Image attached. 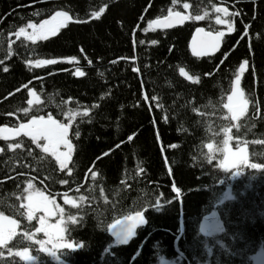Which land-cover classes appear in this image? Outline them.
I'll return each instance as SVG.
<instances>
[{
  "label": "trees",
  "instance_id": "16d2710c",
  "mask_svg": "<svg viewBox=\"0 0 264 264\" xmlns=\"http://www.w3.org/2000/svg\"><path fill=\"white\" fill-rule=\"evenodd\" d=\"M222 5L238 13L225 17L232 32L215 24L220 14L212 9ZM102 6L105 11L92 18ZM170 9L207 15L170 31L149 29V21ZM55 11L86 22L70 21L35 45L16 37L20 27ZM197 27L224 32L216 56L190 55ZM36 59L58 63L26 65ZM0 61V127L41 115L67 123L65 113H78L65 168L28 137L0 139V214L16 221L15 234L0 247V264H255L264 252V0H0ZM240 62H246L239 88L247 106L233 121L227 95ZM77 68L85 75H72ZM181 68L195 82L181 76ZM227 132L233 149L247 148L246 165L231 171L219 167ZM16 142L22 148L9 150ZM29 182L63 209L47 223L61 221L64 241L80 247L45 244L39 251L33 240L46 241L35 232L44 214L26 219L23 197L34 194L25 192ZM138 210L143 223L126 243L115 241L110 229ZM211 214L221 231L205 236L200 226ZM25 248L29 261L15 255Z\"/></svg>",
  "mask_w": 264,
  "mask_h": 264
},
{
  "label": "snow or ice",
  "instance_id": "6c2138e0",
  "mask_svg": "<svg viewBox=\"0 0 264 264\" xmlns=\"http://www.w3.org/2000/svg\"><path fill=\"white\" fill-rule=\"evenodd\" d=\"M173 3H176V0H173ZM184 9L187 10L189 5L185 3L183 5ZM218 15L215 18L216 25H224L228 32L233 31V26L230 20L225 17L236 16L237 12H229L227 7H216L214 6L212 9ZM105 11V8L100 7L99 11H95L91 14L92 18H99L101 13ZM204 15L196 14L193 16L181 15L179 12H174L171 9L168 12L167 16L162 18H157V20L149 21V29H154V27L159 28H171L174 24L182 23L185 19H191L195 21H200L204 19ZM76 23H84L86 21H73L72 18L65 11H55L49 17V19L41 20L38 24L27 23L25 27H20L19 30L15 33L16 37L19 38L23 36L25 41H30L33 45L37 43V41L47 40L50 36H55L57 32L65 27L69 22ZM245 34L248 31V25H244ZM26 29H30L28 32ZM197 34H199V39ZM224 36V32L222 31H207L205 32L203 28H196L195 33L193 34V42L189 43L188 47L192 50L193 56H203L207 53L215 52L221 44V39ZM141 44L144 43L143 40L140 41ZM152 44L157 43L156 40L151 41ZM12 55V49L9 46L8 56ZM67 62L71 63L75 60L74 57L65 58ZM115 61H113L114 63ZM3 61H0L2 64ZM58 63L57 59H36L34 61H27L26 65L30 67H41L45 65H52ZM245 63L240 62L238 68L235 70L234 79L231 81V93L227 95V100L238 101V107H236L231 113L232 120L235 121L237 117L246 109L247 100L244 97V93L239 88V82L241 79V75L245 70ZM7 67H3L2 71L8 72ZM133 72H136L137 69L135 67L132 68ZM72 75L82 77L85 75L83 71L77 68ZM180 75L183 76L186 80L190 79L195 82L196 77L188 76L183 68L180 69ZM26 88L28 96L31 98L35 94L31 88ZM156 100L157 98L154 96L152 98ZM28 105L31 106L33 104V100L29 99L27 101ZM39 103V100H37ZM95 107V105H93ZM22 111L27 115L29 109L24 108ZM89 109L85 108L83 110L82 115L88 116ZM78 113H65L67 118V123L58 121L54 119L52 115L44 116H33L28 119L26 123H19L18 128L15 129H6L0 127V139L8 140L12 136H20L28 137L31 140L32 145H35L42 153L48 154L54 158L56 164L61 168L67 167V163L71 158L73 152V143L71 142V138L69 135V128L72 125L73 120L75 119ZM76 136H79L80 133L77 131L75 133ZM129 140L132 139L131 136L128 137ZM9 150L12 149H21L22 144L20 142L9 143L7 145ZM207 148L209 144L206 145ZM31 152V149H28ZM224 160L219 164L220 168L229 169L230 167H236L238 165H242L246 163V157L244 154V148H238L236 152H231L228 149V132H227V141L224 143ZM210 160L211 157H208ZM249 167L253 169H259L261 166L258 164H251ZM93 176L96 175L95 172L92 173ZM61 183H64L61 181ZM31 192L33 194H29L23 197L24 200L28 201L27 204H24L23 207L27 210L26 219L31 221L34 218V213L39 211L44 215L40 216L37 221V227L35 228L36 233H43L45 237L48 238L47 241H38L33 240V243H38L40 245L39 251L44 252L45 244L51 243L53 248L58 249H70L74 250L77 247H80L78 244L68 243L64 241V236L62 233L65 232V229L61 227V221H57L55 226H50L47 223V218L50 217L54 211H59L63 213V209L57 208L56 204L52 199L43 195L37 189L32 187V184L29 182L28 186L25 188V192ZM175 192V188L172 189ZM65 203L71 205L73 208L76 207L75 204L72 203L71 200H66ZM68 220H70L73 224L77 223L76 217L69 215ZM143 222L141 211H135L130 215H126L123 220L118 221L117 225L122 230L126 229L129 233L132 228L136 225ZM7 226V227H5ZM16 227V221L12 219H8L3 214H0V247L4 246L8 240L12 238L15 234L14 230ZM112 227V225H109ZM28 239L32 240V236H28ZM11 254V253H10ZM54 255V253H48ZM16 256H19L22 260L27 259L31 260L32 258L29 256L28 249L25 248L23 251H18L15 253Z\"/></svg>",
  "mask_w": 264,
  "mask_h": 264
},
{
  "label": "rangeland",
  "instance_id": "374dc122",
  "mask_svg": "<svg viewBox=\"0 0 264 264\" xmlns=\"http://www.w3.org/2000/svg\"><path fill=\"white\" fill-rule=\"evenodd\" d=\"M30 31L31 30L28 29V32H30ZM238 103H239L238 101H233V100H230L229 99V100H227L226 108L228 109L229 112H232L236 107H238ZM226 141H227V136L224 139V142H223L222 147L220 149V152H221V160H220V163H222L223 160H224V151H223V148H224V143H226ZM209 147H211V145H209ZM238 148H244V154H245L246 161H247V148L245 146H241V147H238ZM238 148L233 149L230 146V140H229V136H228V149H229V151L236 152L238 150ZM208 151L210 153H213V151L216 152V153H218V150L217 149H214V146L213 145H212L211 148H208ZM245 165H246V163H244L242 165H238L236 167H230L229 169H224V170L231 171V170H235V169H237L239 167H243ZM52 215L50 217H52ZM116 225H114L110 229L111 235L113 236V238L115 239V241H117L119 243H126L128 241V239L130 238L132 232L129 233L126 229H123L122 230L120 227H118ZM5 227H7V226H5ZM15 231H16V227H15L14 232ZM200 231L205 236H210L212 234H215V233H218V232L221 231V223L218 220L215 219V214H211L208 217L204 218V220L202 221L201 226H200ZM47 240H48V238H46V241ZM47 247H49L50 249H55V248H53V246H52V244L50 242L47 243ZM24 260H27V259H24Z\"/></svg>",
  "mask_w": 264,
  "mask_h": 264
},
{
  "label": "water",
  "instance_id": "95a60500",
  "mask_svg": "<svg viewBox=\"0 0 264 264\" xmlns=\"http://www.w3.org/2000/svg\"><path fill=\"white\" fill-rule=\"evenodd\" d=\"M220 7H225V6H220ZM174 12H179V11H174ZM181 15H186L185 13H183V12H179ZM168 15V14H167ZM167 15H165V16H167ZM157 20V19H156ZM189 22V19H185L182 23H177V24H174L171 28H159V27H154V29H152L153 31H170V30H172V29H175V28H180V27H183L185 24H187ZM198 28V27H197ZM199 28H201V27H199ZM195 31H196V28L193 30V32H192V34H191V36H190V38H189V41H188V45H189V43H192L193 42V34L195 33ZM205 31V30H204ZM205 32H207V31H205ZM197 36H198V39H199V34H197ZM222 44H223V37H222V39H221V44H220V47L215 51V52H211V53H207V54H205V55H203V56H199V57H197V56H193L192 55V50L188 47V50H189V53H190V55L192 56V57H194V58H198V59H201V58H208V57H214V56H216L218 53H219V51L221 50V48H222ZM19 126V125H18ZM18 126L17 127H15V128H18ZM15 128H10V129H15ZM7 129V128H6ZM20 136H22V137H24L23 135H20ZM142 218H143V215H142ZM215 219L216 220H218V218H217V216L215 215ZM143 223V222H142ZM142 223H140V224H138V225H136L134 228H132V230H131V232H133L138 226H140ZM255 264H264V252H261V253H259L257 256H256V258H255Z\"/></svg>",
  "mask_w": 264,
  "mask_h": 264
}]
</instances>
